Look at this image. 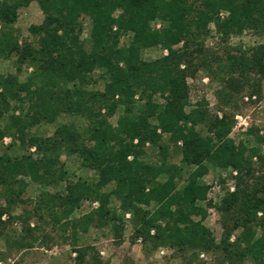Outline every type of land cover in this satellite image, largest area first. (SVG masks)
Returning <instances> with one entry per match:
<instances>
[{"label": "trees", "instance_id": "1", "mask_svg": "<svg viewBox=\"0 0 264 264\" xmlns=\"http://www.w3.org/2000/svg\"><path fill=\"white\" fill-rule=\"evenodd\" d=\"M32 2L38 3L44 20L29 28L32 41L21 42L13 26L19 10ZM223 10L228 17L221 20ZM83 19L90 22L86 38L81 36ZM212 23L224 39L245 30L264 35V0H0V59L15 57L18 72L23 66L33 70L25 82L16 75L0 77V121L12 103L29 105L22 115L9 116L8 129L0 128V142L15 135L39 154L0 157V198L6 202L0 206V234L7 226L4 216L12 219L11 211L23 201L28 180L44 186L63 183L62 192L43 194L36 211L56 215L61 209L68 216L85 200H96V216L71 223L86 232L95 222L117 220L109 208L116 199L131 213L137 238L154 247L168 246L197 258L202 252H219L230 264H264V217L257 216L264 211V157L259 153L264 136L251 129L255 145L249 140L237 145L229 137L233 116H210L205 102L186 111L188 78L199 69L222 75L217 94L225 107L237 108L244 94L261 101L264 42L229 51L224 58L209 54L204 42ZM123 35L130 37L128 45H121ZM156 48L168 55L144 59L146 51ZM96 72L103 88L88 89L97 83ZM117 114L113 125L110 120ZM63 115L87 124H59L50 138L28 136L31 128L54 124ZM147 143L159 154L155 163L146 159ZM170 145L180 151V165L169 161ZM63 155L77 156L95 180L68 178ZM255 156L262 164L259 175ZM209 165L238 171L235 191L217 207L224 229L219 244L204 225ZM114 228L116 234L122 229ZM237 230L240 235L230 243ZM24 232L38 240L30 227ZM74 252L77 264L98 262L88 259V247Z\"/></svg>", "mask_w": 264, "mask_h": 264}, {"label": "rangeland", "instance_id": "2", "mask_svg": "<svg viewBox=\"0 0 264 264\" xmlns=\"http://www.w3.org/2000/svg\"><path fill=\"white\" fill-rule=\"evenodd\" d=\"M218 17L224 20L228 17V12L223 10ZM43 20L44 15L37 2H32L27 7L20 9L18 20L13 26L20 41H32L33 37L30 35L29 28L34 25H40ZM82 23L83 32L81 36L86 38L89 33L90 22L87 19H83ZM154 26L159 28L161 23L156 22ZM129 42L130 37L123 35L121 45H128ZM263 42L264 35L257 34L251 30H245L240 34H232L227 39H224L217 30L215 23H212L209 26V33L205 37L204 44L209 54L224 58L229 51H235L237 48L247 50ZM182 46L183 43H180L174 46V49H179ZM167 55L166 50L156 48L146 51L144 59L155 60ZM17 68L18 64L15 57L0 59V77L11 74L16 75L20 82H25L33 71L32 68L27 66L21 67L20 72L17 71ZM214 71L199 69L195 76L188 78L190 98L186 111L190 112L196 109L200 103L205 102L210 116L221 119L224 113H227L229 116L234 117V125L229 137L237 145L247 140L251 141L250 145H255L253 137L249 136V132L251 129H258L259 136H264V83L261 101H256L254 98L251 100L247 94H244L237 99V108L234 106L225 107L217 94L222 88V75L217 73V71V74H215ZM98 76L99 72H96L95 79L97 83H91L93 85L89 86L88 89L103 88L104 82ZM0 91L2 90L0 89ZM28 110V103H12L10 110L5 111V115L0 121L1 130L5 131L8 129L10 125L9 116L11 114L15 113L16 116H19L22 115V112ZM118 115L110 120L111 124H116ZM62 123L75 124L82 128L87 124V121L78 116L63 115L58 118L56 123H41L28 130L27 134L29 137L50 138L53 137L58 125ZM199 131L207 134L204 127H199ZM164 140L168 141L167 136H164ZM179 143L181 144H178V146L181 147L182 142ZM145 150L147 152V161L155 163L157 161L156 156L159 155L157 150L150 143L146 144ZM259 150L260 155L264 157V144L259 146ZM24 154L32 155L35 158L39 157L36 147L30 146L28 141L23 144L18 136L6 135L0 142V157L8 155L14 159L20 158ZM62 161L65 163V168L69 173L67 175L68 178L77 179V177H82L90 183L95 180V174L83 168L81 160L77 156L63 155ZM169 161L173 164H181L180 151L174 148L173 145H170ZM253 162L258 169L256 174L259 175V167L262 165L259 157L255 156ZM262 171L264 172V164L262 165ZM237 178V170L231 168L221 169L213 165H209V172L204 177V183L209 187L208 200L203 204L207 210L204 225L210 230L218 244L222 240L224 229L222 226L223 217L217 207L227 193H232L231 189L235 191ZM27 183L26 191L22 195L23 201L18 202L11 211L13 218L10 219L9 215H5L3 218V221L7 222V226L0 234V264H77L75 249L86 247L89 248L88 259L92 261L97 258V264H230L225 259V255L219 252H202L197 258L191 256L190 253H180L168 246L160 245L154 247L151 243H145L141 237L137 238L136 236V227L131 213H125L121 208L120 202L116 199H112L109 206L110 217L117 219L116 221L110 220L107 223L104 222L105 224L95 222L86 232L79 228L74 229L71 223L86 215H97L100 202L85 200L79 209L68 216L61 209H57L56 215L49 213V210L46 209L36 211L43 200V194L55 195L60 193L65 188V184L44 186L36 185L29 180ZM209 204L210 206H208ZM0 206H6L3 198H0ZM55 216H57L56 219H59L58 222L53 219ZM257 216L259 218L264 217V211H259ZM114 225L122 227L119 234H116ZM26 227L34 230L33 235L38 240L35 241L31 236H26L24 232ZM154 234L155 231L152 230L151 235ZM239 235V230L234 232L230 238V243L235 242ZM234 264L251 263L245 261Z\"/></svg>", "mask_w": 264, "mask_h": 264}, {"label": "built area", "instance_id": "3", "mask_svg": "<svg viewBox=\"0 0 264 264\" xmlns=\"http://www.w3.org/2000/svg\"><path fill=\"white\" fill-rule=\"evenodd\" d=\"M168 53V51L166 50V54ZM237 119H238V117H237ZM178 144H181V143H178ZM235 175H236V173H235ZM234 191V189H231V192H233Z\"/></svg>", "mask_w": 264, "mask_h": 264}]
</instances>
